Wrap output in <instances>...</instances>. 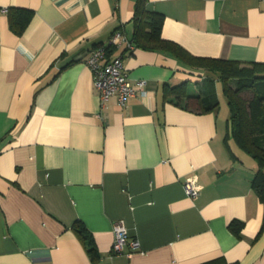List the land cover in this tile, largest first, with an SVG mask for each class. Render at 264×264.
<instances>
[{"label":"crops","instance_id":"obj_1","mask_svg":"<svg viewBox=\"0 0 264 264\" xmlns=\"http://www.w3.org/2000/svg\"><path fill=\"white\" fill-rule=\"evenodd\" d=\"M134 4L0 0V264H264L256 166L229 153L226 100L196 112L167 98L166 83L206 73L169 46H136ZM12 6L32 10L22 33L9 26ZM146 6L164 15L161 35L194 55L264 62V0ZM118 27L133 48L111 56L122 54L136 92L101 107L85 59ZM193 176L196 197L184 188ZM119 219L140 242L130 255L111 254Z\"/></svg>","mask_w":264,"mask_h":264},{"label":"trees","instance_id":"obj_2","mask_svg":"<svg viewBox=\"0 0 264 264\" xmlns=\"http://www.w3.org/2000/svg\"><path fill=\"white\" fill-rule=\"evenodd\" d=\"M146 3L147 0H135L132 14L133 42L139 47L169 46L191 70L206 73L200 83L195 81L192 89L189 86L191 79H184L173 85L166 83L167 91L171 93L167 98L184 108L196 112L216 108L219 100L215 80L220 82L230 111L225 135L229 153L235 159L248 157L254 161L256 168L251 178V186L264 203V62L194 55L180 44L161 35L164 15L148 9ZM6 11L10 28L16 33H22L31 18L32 10L12 6ZM98 45L106 46L108 57L116 48L108 42ZM227 226L239 235L243 221L233 218ZM74 228L80 236L88 238L86 228L81 222L75 223ZM89 246V250L94 252L92 240L89 241Z\"/></svg>","mask_w":264,"mask_h":264},{"label":"built area","instance_id":"obj_3","mask_svg":"<svg viewBox=\"0 0 264 264\" xmlns=\"http://www.w3.org/2000/svg\"><path fill=\"white\" fill-rule=\"evenodd\" d=\"M125 42L127 49H132L133 45L121 29H116L111 34L108 44L115 46ZM86 64L92 71L93 85L96 88L101 107L111 96H115L120 106H126L130 96L134 95L136 90L127 70L122 62V54H116L111 57L106 55L105 45H96L85 59ZM136 84L143 94V79L137 80ZM186 193L191 197H196L201 189L196 178L188 177L184 181ZM140 242L136 237L129 235L123 220L119 219L113 223V241L111 245V254L130 255L133 251L140 249Z\"/></svg>","mask_w":264,"mask_h":264},{"label":"rangeland","instance_id":"obj_4","mask_svg":"<svg viewBox=\"0 0 264 264\" xmlns=\"http://www.w3.org/2000/svg\"><path fill=\"white\" fill-rule=\"evenodd\" d=\"M207 75H208V74H207ZM197 79H198V78H197ZM194 83H195V79H192V81H190V83H189L191 89H192V87H194ZM215 90H216L217 93H218L217 98H218V100H219V102H220L221 100H223V98H225V96H224L223 93H222V89H221V84H220V82H218V83L215 84ZM219 92H220V94H219ZM225 100H226V99H225ZM225 102H226V101H225Z\"/></svg>","mask_w":264,"mask_h":264}]
</instances>
